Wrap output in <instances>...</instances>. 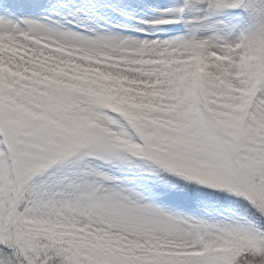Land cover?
<instances>
[{
  "label": "snow or ice",
  "instance_id": "1",
  "mask_svg": "<svg viewBox=\"0 0 264 264\" xmlns=\"http://www.w3.org/2000/svg\"><path fill=\"white\" fill-rule=\"evenodd\" d=\"M0 264H264V0H0Z\"/></svg>",
  "mask_w": 264,
  "mask_h": 264
}]
</instances>
